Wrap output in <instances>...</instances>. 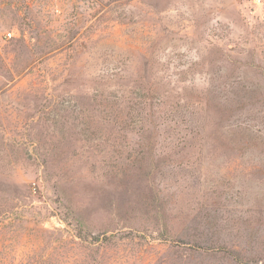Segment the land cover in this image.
I'll return each instance as SVG.
<instances>
[{"label":"rangeland","instance_id":"1","mask_svg":"<svg viewBox=\"0 0 264 264\" xmlns=\"http://www.w3.org/2000/svg\"><path fill=\"white\" fill-rule=\"evenodd\" d=\"M0 264H264V0H0Z\"/></svg>","mask_w":264,"mask_h":264},{"label":"built area","instance_id":"2","mask_svg":"<svg viewBox=\"0 0 264 264\" xmlns=\"http://www.w3.org/2000/svg\"><path fill=\"white\" fill-rule=\"evenodd\" d=\"M9 34V36H11L12 35V33H8Z\"/></svg>","mask_w":264,"mask_h":264}]
</instances>
